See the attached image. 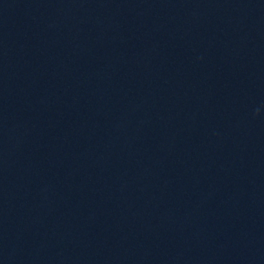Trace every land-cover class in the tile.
<instances>
[{"label": "water", "instance_id": "1", "mask_svg": "<svg viewBox=\"0 0 264 264\" xmlns=\"http://www.w3.org/2000/svg\"><path fill=\"white\" fill-rule=\"evenodd\" d=\"M0 264H264V0H0Z\"/></svg>", "mask_w": 264, "mask_h": 264}, {"label": "clouds", "instance_id": "2", "mask_svg": "<svg viewBox=\"0 0 264 264\" xmlns=\"http://www.w3.org/2000/svg\"><path fill=\"white\" fill-rule=\"evenodd\" d=\"M257 114H259V110H258Z\"/></svg>", "mask_w": 264, "mask_h": 264}]
</instances>
